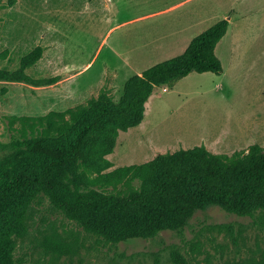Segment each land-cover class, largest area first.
<instances>
[{
  "label": "rangeland",
  "instance_id": "obj_1",
  "mask_svg": "<svg viewBox=\"0 0 264 264\" xmlns=\"http://www.w3.org/2000/svg\"><path fill=\"white\" fill-rule=\"evenodd\" d=\"M143 1L0 0V69H17L39 45L42 55L26 72L57 78L46 85L0 79V159L14 154L18 141L57 139L74 123L59 115L87 106L102 91L119 99L125 81L146 63L136 59L131 24L108 29L131 22L140 8L179 0ZM232 2L221 0V11L230 6L240 16L248 3L257 11L251 20L239 19L234 45L228 33L217 43L223 72H190L171 86H157L140 124L119 131L102 172L197 145L228 155L255 142L264 147V0ZM50 112L52 119H37ZM99 173L81 167L80 184L107 192L140 186L138 179L98 181ZM0 229L15 264H245L264 257V211L240 216L215 203L196 208L183 224L116 240L86 228L34 190L20 215L9 216Z\"/></svg>",
  "mask_w": 264,
  "mask_h": 264
},
{
  "label": "trees",
  "instance_id": "obj_2",
  "mask_svg": "<svg viewBox=\"0 0 264 264\" xmlns=\"http://www.w3.org/2000/svg\"><path fill=\"white\" fill-rule=\"evenodd\" d=\"M228 29L221 18L195 35L183 52L156 62L130 76L116 101L106 91L87 106L69 109L74 120L53 141L25 139L16 152L0 159V228L20 210L34 190H41L53 205L86 228L116 240L142 237L164 226L183 224L192 212L210 203L240 216L264 211V147L251 143L232 154L210 151L204 145L158 154L152 159L102 172L120 130L137 126L146 101L162 84L173 85L190 72H223L215 48ZM36 46L21 57L15 70L0 69V79L46 85L56 77L33 78L26 69L42 55ZM53 112L37 117L52 119ZM96 170L98 181H140L127 192H107L82 186L80 168ZM0 264H15L9 240L1 236ZM245 264H264L259 262Z\"/></svg>",
  "mask_w": 264,
  "mask_h": 264
},
{
  "label": "crops",
  "instance_id": "obj_3",
  "mask_svg": "<svg viewBox=\"0 0 264 264\" xmlns=\"http://www.w3.org/2000/svg\"><path fill=\"white\" fill-rule=\"evenodd\" d=\"M152 1L144 0L143 3H152ZM220 1L179 0L156 10L146 9L143 11L140 8L137 13L129 17L131 22L124 23L123 19L116 25H112L108 31L115 26L117 28H123L124 24H131L127 28H133L136 41V59L140 61V64H143V62L146 63L137 72L141 73L145 68L157 61L183 52L195 35L221 18H228V29L225 35L227 33L229 34V43L234 45L236 38L235 29L233 28L240 24L239 19L247 18L251 20L249 17L253 12L257 11V6L249 5L248 3L243 10L241 9L240 16H236L234 9L230 6L224 11H221L223 6H221ZM236 1L239 0H233L232 3L234 4ZM240 1L247 2V0ZM139 4L140 2L136 3V5ZM259 25L260 27H264V23L262 22ZM247 26L248 24L246 28ZM108 31L104 37L107 36ZM122 34L123 32L121 30L119 36L121 37Z\"/></svg>",
  "mask_w": 264,
  "mask_h": 264
}]
</instances>
